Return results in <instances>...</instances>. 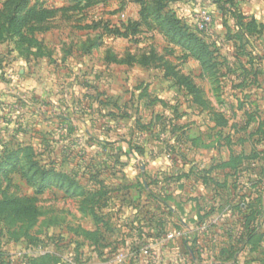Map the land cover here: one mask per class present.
I'll return each instance as SVG.
<instances>
[{
	"label": "rangeland",
	"instance_id": "rangeland-1",
	"mask_svg": "<svg viewBox=\"0 0 264 264\" xmlns=\"http://www.w3.org/2000/svg\"><path fill=\"white\" fill-rule=\"evenodd\" d=\"M15 1L0 0V201L27 198L38 216L27 225L10 211L0 210V252L9 253L8 264H106L121 252L110 243L106 256V221L97 223L94 231L92 221L79 217L75 209L74 204L81 201L79 192L61 188L57 180L32 177L27 165L31 161L83 187L102 183L105 190L107 176L126 170L120 183L136 188L149 202L148 192L155 191L159 173L174 177L176 184L181 167L173 165L172 158L182 161L185 126L192 125L191 134L197 135L202 125L215 124L208 129L212 140L220 134L225 137L234 124L233 132L244 140L246 122L264 121V113L256 110L264 100L259 98L261 87L250 98L247 83H236L231 77L247 71L246 49L264 42V28L247 34L253 19L264 27V0L166 4L163 14L174 13L180 25L210 46L207 64L163 35L154 19V0H143L142 6L135 0H27L18 17L33 6L58 11L44 22L28 23L20 33L6 32L4 24ZM200 9L212 13L204 31L195 26ZM260 54L261 49L255 59ZM108 58L126 64L110 63ZM144 58L151 59L147 66L137 64ZM168 67L188 78L206 104L167 76ZM202 106L206 108L200 110ZM119 137L141 143L137 153L142 155L134 162L126 155L124 167L109 170L106 154L114 151L106 147V139ZM23 169L30 181L22 177ZM167 197L158 211L149 205V213L169 217L168 205L175 204H166L172 202ZM177 211L165 236L183 231L175 225L181 221ZM173 242L157 243L153 262L125 257L120 264H162L168 260L163 249ZM38 252H45V257ZM21 256H25L22 261ZM177 264L193 262L184 259Z\"/></svg>",
	"mask_w": 264,
	"mask_h": 264
},
{
	"label": "crops",
	"instance_id": "crops-1",
	"mask_svg": "<svg viewBox=\"0 0 264 264\" xmlns=\"http://www.w3.org/2000/svg\"><path fill=\"white\" fill-rule=\"evenodd\" d=\"M259 46L246 49L248 69L234 74L231 80L246 82L250 98L251 93L261 87L259 98L264 100V42ZM259 48L261 54L257 55V60L254 55L259 53ZM256 110L264 113V101L263 106ZM256 110L253 108L251 113L255 114ZM191 126L184 128L185 150L181 163L172 158L173 165L181 167L180 176L175 177L176 184L172 182L174 178L167 180L170 181L168 184L166 179L172 176L159 173L160 182L152 192L157 200L149 197L150 201L145 202L135 187L130 189L125 182L121 184L126 170L118 169L120 171H114L112 177L106 175V208L99 214L106 221V256L110 243H113L112 246L120 249L119 254L124 258L141 260L139 255L132 254V243L136 240L155 245L161 243L167 231L171 230L170 221H174L177 209H180L181 221L175 225L184 231L183 238L164 247L168 260L162 264H177L175 255L181 250L188 252L187 258L191 257L190 247L200 258H193V264H264V121L254 118L252 122H246L244 140L233 132L234 124H230L231 131L225 137L220 134L218 139L212 140L208 134L216 127L215 124L202 125L197 135L191 134ZM118 141L121 140L118 138ZM243 142L245 147L239 144ZM118 157L124 167L128 157ZM131 158L129 162H134L136 156L131 155ZM166 164L170 163L166 160ZM118 174L121 175L119 179L116 177ZM138 180L141 181L140 178ZM165 195L172 199L166 204H175L173 207L168 205L169 217L149 213V205L157 211L163 208ZM79 205L74 204L75 209L82 207ZM77 213L79 217L91 220L93 230H96L91 214L80 210Z\"/></svg>",
	"mask_w": 264,
	"mask_h": 264
},
{
	"label": "trees",
	"instance_id": "trees-1",
	"mask_svg": "<svg viewBox=\"0 0 264 264\" xmlns=\"http://www.w3.org/2000/svg\"><path fill=\"white\" fill-rule=\"evenodd\" d=\"M27 0H16L15 2V9L13 10V13L9 15L5 21L4 28L6 32L9 31H17L20 33L21 29L27 25L30 22H44L48 20L50 17L55 15L58 10L55 9H45V8H38L36 6H33L29 8L25 14L22 17H18L17 12L21 10V7L26 5ZM138 2L141 6L143 5V0H135ZM174 0H154V6H153V14L155 22H157L158 26H160L161 32H163V35L167 38L175 41L178 44H181L183 47H185L190 53L192 57H194L196 60L200 61L202 64H207L210 61L211 52L209 51V45L203 42L196 34L190 32L185 25H180V19L178 16H176L174 13H167L163 14L162 11L165 8L166 4L172 3ZM145 5V3H144ZM87 7V6H86ZM257 28L263 29L264 27L261 25L260 27L258 24L253 20L250 21V23L247 26V34L252 35L256 34L254 31H256ZM163 30V31H162ZM260 31V30H259ZM110 34H119L118 31H109ZM2 39L1 33H0V40ZM108 61L115 62L118 64H126L124 60L121 59H111L108 58ZM151 59L144 58L143 60L138 59L136 62L137 64H141V66H147L148 62H150ZM168 74L167 76L171 77L172 79L176 80L177 83H180L181 86L186 89V92L194 94V98L197 101H200V104L205 105L206 103L201 100V96H199V90L194 89V87L191 85V82L188 78L182 77L181 75H178L175 72L174 68H167ZM165 76V77H167ZM216 80V79H215ZM197 96H196V95ZM116 140L111 141L110 139H106V147H112L114 153L106 154V166L109 168V170H115L116 165L121 166V163L118 160V153L119 155H132V156H139L142 155V153H137V151H141L139 142L135 141H128L123 137H119ZM120 143H123L124 146H122ZM26 152H29L28 149H26ZM17 153L18 152H14ZM123 153V154H122ZM12 154V153H11ZM28 171L32 172V177H38L40 180L44 179H53L57 180L58 184L61 188H65V190H75V192H79L77 194H80V204L81 207L79 210L82 213H89L92 215V218L94 220V224L102 223V218L97 214L99 217H96V213L106 206V190L103 187L102 183H97L98 186H92L90 188H85L83 186L78 185L75 183L72 178L70 179L66 175H62L61 173H54V171H43L39 166H37L36 163H33L30 161V163L27 165ZM24 171V169H23ZM22 172V171H21ZM27 171L24 173L22 172V177L26 180L30 181V177L26 174ZM176 175V179L179 177ZM173 179L174 177H170L169 179ZM61 181V182H60ZM68 185V186H65ZM43 187V186H42ZM42 187L38 189L40 192ZM70 188V189H69ZM151 192H148V194H151L150 197L153 198V200H157L156 195H154L152 192L153 190H150ZM88 208V209H87ZM8 210L12 215L13 218L23 220V222H26L27 225L32 224L31 220L36 218L38 216L37 209L30 204L29 199L25 198H12L5 201H0V210ZM31 222V223H30ZM104 225H106L104 223ZM97 230V226H96ZM139 238H141L139 236ZM145 241L136 240L132 243V247L130 250L132 251V254L136 257L139 255V250L143 244H145ZM190 253L191 257L185 256L188 255V252H182L184 259L186 261H191L193 258L195 260H200L197 251L190 247ZM8 254L0 252V264H8ZM39 257H45V252L42 255H38ZM3 257V258H2ZM25 256H21V261ZM25 264V262H24Z\"/></svg>",
	"mask_w": 264,
	"mask_h": 264
},
{
	"label": "built area",
	"instance_id": "built-area-1",
	"mask_svg": "<svg viewBox=\"0 0 264 264\" xmlns=\"http://www.w3.org/2000/svg\"><path fill=\"white\" fill-rule=\"evenodd\" d=\"M195 26L197 30L204 31L212 22V13L208 9H200L195 13ZM184 234V231H177L174 233H169L166 236H164L163 240L170 241V240H178L180 239ZM156 246L155 244L151 242H146L143 244L139 250V256L143 259H145L148 262H153L152 259L156 258V253L153 252V248ZM39 255L44 254V252H38ZM124 259V256L116 253L115 255L111 256V258L107 261L106 264H120L122 260ZM176 260L184 261L183 254L176 253L175 255ZM151 260V261H150Z\"/></svg>",
	"mask_w": 264,
	"mask_h": 264
}]
</instances>
